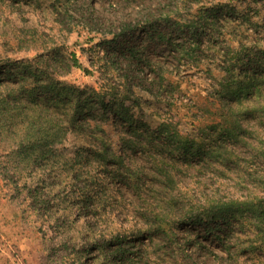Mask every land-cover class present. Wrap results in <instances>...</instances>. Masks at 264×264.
I'll list each match as a JSON object with an SVG mask.
<instances>
[{
	"label": "rangeland",
	"instance_id": "374dc122",
	"mask_svg": "<svg viewBox=\"0 0 264 264\" xmlns=\"http://www.w3.org/2000/svg\"><path fill=\"white\" fill-rule=\"evenodd\" d=\"M179 18L210 25L197 28L203 43L192 61L177 58ZM235 55L262 67L223 70L247 81L214 96L218 65ZM259 105L264 0H0V169L10 184L0 178V264H58V244L70 254L63 264H264V181L254 176L264 130L243 115L259 118ZM228 116L249 133L228 143L224 152L235 156L220 162L206 152L217 151L209 135ZM34 157L52 188L43 200L62 208L63 236L40 205L20 201L35 176L24 164ZM85 158L105 163L85 166ZM158 159L171 181L145 175L156 174ZM55 166L58 182L48 176ZM136 181L143 199L157 196L153 212ZM76 187L94 195L89 240V213L65 196L75 198ZM231 200L245 203L215 213V226L193 224L203 205ZM159 220L164 231L151 225ZM105 240L111 245L85 251Z\"/></svg>",
	"mask_w": 264,
	"mask_h": 264
},
{
	"label": "trees",
	"instance_id": "16d2710c",
	"mask_svg": "<svg viewBox=\"0 0 264 264\" xmlns=\"http://www.w3.org/2000/svg\"><path fill=\"white\" fill-rule=\"evenodd\" d=\"M180 20H182L181 22H178V31L182 32V34L180 33L179 36V40L183 41L182 42H177L176 43V47H175V51L177 53V58L178 60H187V61H192V54L194 53L193 49L196 50L198 49L203 42H201V40H198L199 38V34L197 32V28L201 27V28H208L210 25L208 24V20H206V18H203V20L201 21V23L199 21H186L183 20V18H179ZM219 19L216 18V20H214V23L218 22ZM211 24V23H210ZM127 31V30H126ZM145 34H147V32L144 31ZM118 35L117 33H114L113 36ZM161 40L166 41L165 36H160ZM115 37H113L112 40H114ZM214 63V62H213ZM188 65H191L190 62H187ZM202 66H204V64H200ZM222 67H220V65H218L217 70L220 71V73L222 74V76H215L214 82H216V89L210 86V92H212V94L215 96H220L219 98H223L225 94V96L227 95V93L229 92L230 89L233 88V83L239 84L240 86H242L243 84H245V81H247V78L244 76H241L240 73H238V75L236 77H232V76H225L223 75V70H225L227 73H230L236 69H238L237 67H248L251 68L252 65H257V67H262V63L259 61H254V60H242L240 57H238L237 55H235V58H231L230 60H225L222 62ZM225 65V66H224ZM208 67V66H206ZM213 67V66H212ZM240 71V70H239ZM231 78V79H228ZM250 96H252L251 98H254V95L252 94V92H248ZM218 94V95H217ZM216 100L212 99L211 102H214ZM229 101V99H228ZM250 103H252V101H250ZM260 104H262V102H259ZM256 111L260 110L263 111L264 107L263 105H259L258 107H255ZM255 111L253 110H245V113L243 115H253V118H255L256 122L258 125H260L262 127V129L264 130V113L260 114L259 113V118H257V116H254L255 114H253ZM230 116H228L229 118ZM245 117V116H244ZM230 119V118H229ZM235 118H231L230 121L227 120H222L221 122L215 124L213 126V130H215V132L211 135H209V137H214L212 141L213 142L215 140V144L216 147L218 148L217 151H210V152H206L209 155L210 154H215V156H220V162H229L233 159L234 153L231 152H224L226 150V146L228 143H238L240 142L239 140L244 139V135L242 134V132L244 133H249L247 128L242 127V126H237L239 125L238 122L236 120H234ZM179 135V134H177ZM180 140H182L183 138H188V136H181L180 134ZM184 141H187V139H185ZM185 142V143H187ZM260 144L258 147V149H256V155L257 158L261 161L262 166H260V170L256 171V173L254 174V176L258 175V177L261 179V176L263 177L261 179V182L264 181V142L259 141ZM218 145V146H217ZM192 146H188L186 149V151H188ZM224 148V150H223ZM195 149V148H194ZM196 151V149H195ZM199 154L201 150H198ZM202 153V152H201ZM205 153V152H204ZM222 153V154H221ZM198 154V155H199ZM39 160V157H34V158H29L28 162H25V166L30 165L33 168H35L34 173V177H32L30 180H28L30 182V189L28 192H26L24 198H22L20 201L22 203L25 202H29L28 205H26V208L28 209H32L34 206H39V208L42 210V214L44 215L43 217H49L51 220V229L53 231V233L55 234V236H63V233L66 231V223L65 220H58L57 216H61L62 215V208L55 206L54 204L51 206L49 205V203H53L54 201H50V202H46L45 200H43V192L45 191L48 194H44L46 196H49V190L52 189L48 186L47 182H46V178H45V171L40 167L39 163L37 162ZM42 160V159H41ZM26 161V160H25ZM153 163H155V160H152ZM95 163V164H94ZM104 161L103 160H93V162H91L90 159L85 158L84 159V164L85 166H91L92 164H94L95 166L92 167H97L99 166H103L104 165ZM156 165L158 166V171L156 172V174H152V176L148 173H145V175L150 176L148 178H152L156 181H159L162 183V181L164 182H169L172 179V174L169 170H167L166 167H164V163L162 161V159H158L156 160ZM55 171L54 174L52 175H48L51 178H53L56 182L59 181L60 179V175L56 172L58 171V167L55 166ZM7 170H4V168L1 170L0 169V178L4 183V186L8 187L10 184L7 183V179L5 177ZM163 184V183H162ZM58 185V184H57ZM135 187V192L136 195L141 198L144 201L145 204V210H150L151 212H153L155 206H157V196L151 192L148 191L150 197L148 198V201H146V198H142L141 196V191L140 188H138V183L137 181L133 184ZM261 185L264 187V182L261 183ZM84 189L81 187H76L75 189V198H72L70 195V192H68L67 194H65L66 199L68 200V202L70 203H74L76 209L79 210H84L85 209V213H89V215H85L86 217H89V221H86L85 223L87 224V228L85 229V239H91L92 236L95 235V232L92 231L89 226L90 224L95 220V214L97 212L96 208L94 205V202L92 200L93 198V192H89V193H83ZM89 191V190H87ZM147 191V190H146ZM18 195V194H17ZM16 199H20L19 196H16ZM53 200V199H51ZM88 202L89 201V206H87V208L83 207V203L82 202ZM243 203L245 202H240V201H235V200H231L229 202H212V203H208L206 205H203V209L202 212L205 213V216H202L199 213L197 214H192V218H198V219H194L193 224H195L196 222H204L205 225L210 226L213 225L215 226V222L214 220V216L215 213L222 211V210H228V209H237L239 206H241ZM152 207V208H150ZM61 211V212H59ZM28 212V211H27ZM25 213V211H24ZM190 219V218H188ZM186 221H189V220ZM163 223V220H159L158 223H154L151 224L153 227L160 229L161 228V224ZM167 224H169V222H166ZM209 227V228H210ZM139 229V228H138ZM147 229V228H145ZM163 230V228H161ZM164 231V230H163ZM111 245L110 241L105 240L102 241L101 243H93V244H89L86 248L85 251H100L102 245ZM58 246V248L56 247ZM53 247V249H55L54 253L56 255H58V258L55 259V261L58 264H63V263H67L68 258L70 257V254H68L62 247L63 245H56ZM82 255V253H81ZM80 256V255H79ZM82 258L79 257L77 258L78 264H83L82 263ZM65 261V262H64Z\"/></svg>",
	"mask_w": 264,
	"mask_h": 264
}]
</instances>
